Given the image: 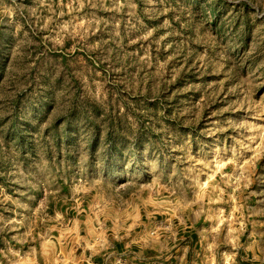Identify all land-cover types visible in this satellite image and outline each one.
<instances>
[{
  "label": "rangeland",
  "instance_id": "374dc122",
  "mask_svg": "<svg viewBox=\"0 0 264 264\" xmlns=\"http://www.w3.org/2000/svg\"><path fill=\"white\" fill-rule=\"evenodd\" d=\"M0 264H264V0H0Z\"/></svg>",
  "mask_w": 264,
  "mask_h": 264
},
{
  "label": "crops",
  "instance_id": "0c3cea01",
  "mask_svg": "<svg viewBox=\"0 0 264 264\" xmlns=\"http://www.w3.org/2000/svg\"><path fill=\"white\" fill-rule=\"evenodd\" d=\"M197 237H198V234H197L196 231H192V232H190V234H189V241H187L188 246H189V245H192L193 243H195V240L197 239ZM126 243H127V242H126ZM109 245H110V244H109Z\"/></svg>",
  "mask_w": 264,
  "mask_h": 264
}]
</instances>
